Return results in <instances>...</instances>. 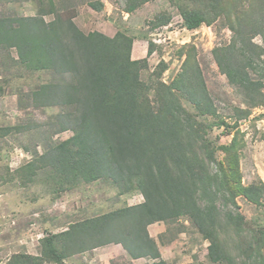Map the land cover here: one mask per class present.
Segmentation results:
<instances>
[{"label":"trees","instance_id":"trees-1","mask_svg":"<svg viewBox=\"0 0 264 264\" xmlns=\"http://www.w3.org/2000/svg\"><path fill=\"white\" fill-rule=\"evenodd\" d=\"M149 1L128 0L126 11L132 13ZM39 3L35 15L0 16V46L16 48L18 63L29 72L52 73L30 98L37 107L59 108L54 114L55 132L71 130L73 134L33 154L15 169L16 179L27 186L45 173L60 191L107 179L121 193L137 191L144 200L72 222L61 232L45 235L39 255L18 252L4 264H67L69 257L112 243L120 244L132 259L153 260L147 264H176L162 257L149 226L183 216L209 241L212 262L264 264V254L252 242L253 250L238 263L221 238L219 201L236 204L237 197L243 196L262 204L264 181H242L240 130L227 144L210 137L214 127L231 133L234 126L217 113L195 59L196 47L183 46L180 53H186L185 59L171 82L162 79L168 68L164 60L144 81L141 75L149 57L133 58L134 37L121 29L114 36L98 30L84 32L74 20L76 11H65L57 0ZM177 3L190 30L221 16L230 19L232 41L212 52L220 70L244 92L246 103L264 106V47L254 41L257 34L264 40V0ZM89 5L102 11L105 2L91 0ZM47 14L54 17L48 21ZM170 19L163 12L152 23L162 26ZM155 46L149 42L147 56ZM245 112L251 113L250 109ZM25 129V125H13L0 131ZM219 151L225 153L222 161L217 158ZM228 219L239 227L244 217L228 213ZM262 237L258 247L264 246V231Z\"/></svg>","mask_w":264,"mask_h":264},{"label":"rangeland","instance_id":"rangeland-1","mask_svg":"<svg viewBox=\"0 0 264 264\" xmlns=\"http://www.w3.org/2000/svg\"><path fill=\"white\" fill-rule=\"evenodd\" d=\"M90 1L57 0V3L65 11H76L74 20L84 32L98 30L114 36L121 29L134 37L133 58L149 57V66L141 75L144 81L150 80L156 66L164 60L168 68L162 79L171 82L185 59L186 53H180L183 46L193 44L196 47L195 59L203 70L217 113L234 126L231 133L224 127H214L210 137L218 144H227L240 130L242 181L244 184L264 181V106L250 107L246 103L244 92L220 70L212 52L216 46L228 45L232 41L230 19L221 16L210 25L203 24L190 30L184 25L177 0H151L132 13L126 11L128 0H104L102 11L93 9ZM40 7L39 0H0V16L35 15ZM163 12L169 14L170 22L154 27L152 22ZM53 17L52 14L45 15L48 21ZM155 32L157 34H153ZM153 38L157 41H152ZM254 41L264 47L260 34ZM149 42L156 46L153 54L147 56ZM51 78L50 72H29L23 68L18 63L16 48L0 46V128L26 126L20 132L2 134L0 131V264L18 252L39 255L41 239L67 229L72 222L144 200L137 191L121 193L120 188L107 179L83 182L65 191H60L45 173L27 186L19 183L15 169L29 161L36 152L42 153L46 145L73 134L71 130L55 132L54 114L59 108L37 107L30 98L33 90ZM185 105L195 111L187 101ZM249 109L251 113L246 115L245 110ZM224 156L225 153L219 151L217 158L222 161ZM213 168H218L217 163H213ZM236 201V204L225 205L219 201L221 238L232 257L240 263L246 260L244 253L253 250L249 247L251 242L254 249L264 254V246L258 247L264 231V202L255 204L243 196H238ZM228 213L244 217L239 227L228 219ZM149 230L158 242L162 257L168 262L227 264L210 260L209 241L187 216L173 222L153 223ZM152 261L148 258L132 259L120 244L114 243L66 259L67 264H147Z\"/></svg>","mask_w":264,"mask_h":264},{"label":"built area","instance_id":"built-area-1","mask_svg":"<svg viewBox=\"0 0 264 264\" xmlns=\"http://www.w3.org/2000/svg\"><path fill=\"white\" fill-rule=\"evenodd\" d=\"M182 23H183V22H182ZM164 27H167V26H164ZM158 29H160V28H158ZM153 34H157V33L155 32V33H153ZM152 41H157V40H156V38H153Z\"/></svg>","mask_w":264,"mask_h":264}]
</instances>
